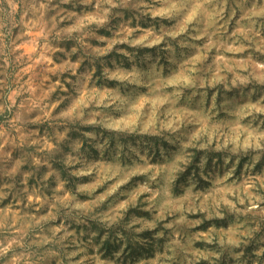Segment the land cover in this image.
Here are the masks:
<instances>
[{
    "label": "rangeland",
    "instance_id": "374dc122",
    "mask_svg": "<svg viewBox=\"0 0 264 264\" xmlns=\"http://www.w3.org/2000/svg\"><path fill=\"white\" fill-rule=\"evenodd\" d=\"M0 264H264V0H0Z\"/></svg>",
    "mask_w": 264,
    "mask_h": 264
}]
</instances>
